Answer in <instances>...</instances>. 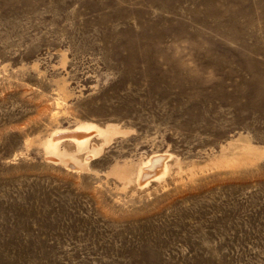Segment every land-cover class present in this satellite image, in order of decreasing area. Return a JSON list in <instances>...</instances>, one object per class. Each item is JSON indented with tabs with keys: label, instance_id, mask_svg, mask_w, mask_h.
Returning a JSON list of instances; mask_svg holds the SVG:
<instances>
[{
	"label": "rangeland",
	"instance_id": "rangeland-1",
	"mask_svg": "<svg viewBox=\"0 0 264 264\" xmlns=\"http://www.w3.org/2000/svg\"><path fill=\"white\" fill-rule=\"evenodd\" d=\"M91 124L118 132L96 140L88 167L66 169L69 183L48 170L20 182L48 194L10 189L12 169H48L12 152L24 135L37 146ZM153 153L169 165L164 183L133 192L112 174ZM231 174L248 181L211 186ZM59 196L76 204L60 214L69 228L0 207V264H264V0H0V204L38 209ZM158 208L150 223L133 218ZM150 227L175 233L138 242ZM194 227L210 231L202 248L184 243L199 241Z\"/></svg>",
	"mask_w": 264,
	"mask_h": 264
},
{
	"label": "bare ground",
	"instance_id": "bare-ground-1",
	"mask_svg": "<svg viewBox=\"0 0 264 264\" xmlns=\"http://www.w3.org/2000/svg\"><path fill=\"white\" fill-rule=\"evenodd\" d=\"M45 111L48 110L46 106L42 107ZM117 128L106 125L105 127L98 126L96 124L91 125H80L79 127H76L74 129H66V130H53L49 134H46L45 137L41 138L39 140V144L37 146H31L30 144L26 143L27 135L25 136V140L23 141V146L17 147H11L12 152L15 151L18 152L17 154L20 156H29L31 152H35L36 155H39L43 161L47 164V168H41L45 170H36L34 168H27L23 166H18L17 168L12 169L7 173L6 176V183L10 186V189L12 191L18 192L23 191L22 196L25 200H33L37 194H48V191L45 188H39L36 185L31 186L29 183L26 184V187H23L20 182L23 180V176L26 175H39L44 172L50 173L51 175H54L58 180H61L65 183H69L72 180L71 174L66 170L68 168H75L76 166H89L90 159L97 154V146H96V140L102 141L103 143H108L110 140H112L113 136L117 133ZM219 132H217L218 134ZM24 136L23 139H24ZM235 147H238L236 145L227 146L228 151L231 149H234ZM239 148V147H238ZM242 149V153L245 151V147L239 148V150ZM15 154V155H17ZM227 150L222 149L221 155L219 158H226L227 157ZM165 158L158 157L156 153L150 154L147 157V160L145 162H142L138 164L137 166L133 167V164H118L116 163L112 167V174L117 177L119 180L124 181L125 186H133L131 187V190L133 192H136V190L139 191H146L153 181H155L158 185L164 183L166 180L165 178L167 175H169V165H164L163 161ZM61 167H64V170H60ZM229 179L230 181H236L241 183H246L247 177L243 176H229L228 178H224L223 180L217 179L216 182H213L211 186H219L222 185L224 182L229 181L226 180ZM226 180V181H225ZM210 186V187H211ZM209 187V189H210ZM19 194V193H17ZM186 192L183 194L185 195ZM70 197L67 196V199H64L62 196H59V198L56 200L54 204H48L41 208L34 209L31 206L25 207V206H18V204L15 205H5L0 204V207H5L6 209H9L13 212L23 213V214H32L34 212L40 213L41 215H48V214H54V224L53 228L56 230H59V228H63L62 226H65L69 228V224H67L63 219H61L60 214L69 215L71 214V211L76 207V204L72 201V203H69ZM171 202H167L166 204L162 205L163 207H167ZM97 209L102 211V207L100 205L97 206ZM161 213V208H158L155 211H149L142 214H137L136 216H133V218L136 219H145L146 221L149 218H154L155 216H159ZM60 220H63V225ZM119 221V220H116ZM151 221V220H150ZM150 221H147V223H150ZM216 222V221H214ZM181 227H185L187 224L184 223V221L179 224ZM229 228L233 229L232 223H228ZM73 229V226H71ZM153 231L149 234L143 233V228L140 230V233L137 237V241L141 243L149 244L151 242L153 245H157L159 240V235L163 233L164 235H169L172 233H175L174 229H167L166 227H160L158 229H153L150 227ZM149 228V229H150ZM195 232H201L199 241L189 240V238H186L184 240V243H194L196 246L202 248V246L208 244V240L210 238V231L208 233H205L202 228L194 227L192 228ZM198 229L200 231H198ZM202 235V236H201ZM71 237H74L73 235L69 236V239H72ZM255 236L249 235L247 232V235L244 236V241H250V242H259L254 240ZM95 243L99 244L101 246L106 238L104 235L99 232L97 235H95ZM56 241H59L60 243V237L55 238ZM117 242H121L120 236L116 237ZM234 240V239H232ZM243 242V241H242ZM162 243V241H161ZM120 254V252H118ZM148 255V256H147ZM145 255V258H151L152 253H147ZM195 257L209 261H214L210 257H206L203 255H196ZM263 251L258 254V259L263 260ZM216 261H214L215 263Z\"/></svg>",
	"mask_w": 264,
	"mask_h": 264
}]
</instances>
